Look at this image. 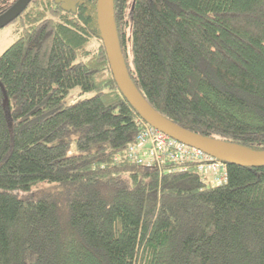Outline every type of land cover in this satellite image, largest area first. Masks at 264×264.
<instances>
[{"label":"trees","instance_id":"16d2710c","mask_svg":"<svg viewBox=\"0 0 264 264\" xmlns=\"http://www.w3.org/2000/svg\"><path fill=\"white\" fill-rule=\"evenodd\" d=\"M19 0H0V18ZM99 0H33L0 56V264H264V166L125 159L141 115L121 91ZM134 86L201 138L264 152V0H114ZM91 98L68 105L71 91ZM120 156L121 159H117Z\"/></svg>","mask_w":264,"mask_h":264},{"label":"water","instance_id":"95a60500","mask_svg":"<svg viewBox=\"0 0 264 264\" xmlns=\"http://www.w3.org/2000/svg\"><path fill=\"white\" fill-rule=\"evenodd\" d=\"M33 0H19L4 16L0 18V30L12 24L31 4ZM66 11H76L80 0H56ZM99 27L108 54L115 79L128 101L141 115L142 119L171 138L188 146L197 148L219 160L238 159L253 165L264 166V152L220 141L198 137L171 123L158 114L142 97L130 79L118 40L114 18V0H99Z\"/></svg>","mask_w":264,"mask_h":264},{"label":"built area","instance_id":"2783aa9c","mask_svg":"<svg viewBox=\"0 0 264 264\" xmlns=\"http://www.w3.org/2000/svg\"><path fill=\"white\" fill-rule=\"evenodd\" d=\"M138 126L135 143L129 147L125 156L130 163L148 168L166 163L174 166L192 163L212 186L227 183L228 172L223 161L171 138L143 119ZM117 159L121 157L118 156Z\"/></svg>","mask_w":264,"mask_h":264},{"label":"rangeland","instance_id":"374dc122","mask_svg":"<svg viewBox=\"0 0 264 264\" xmlns=\"http://www.w3.org/2000/svg\"><path fill=\"white\" fill-rule=\"evenodd\" d=\"M18 39L17 25L12 23L4 29L0 30V56ZM93 94H83L80 89H76L70 92L66 102L68 105L76 103L80 100L91 98ZM144 152V151H142Z\"/></svg>","mask_w":264,"mask_h":264}]
</instances>
